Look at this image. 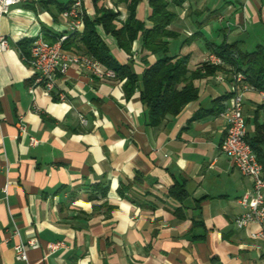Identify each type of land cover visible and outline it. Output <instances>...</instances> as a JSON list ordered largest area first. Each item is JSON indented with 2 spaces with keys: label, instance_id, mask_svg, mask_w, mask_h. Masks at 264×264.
Returning a JSON list of instances; mask_svg holds the SVG:
<instances>
[{
  "label": "crops",
  "instance_id": "0c3cea01",
  "mask_svg": "<svg viewBox=\"0 0 264 264\" xmlns=\"http://www.w3.org/2000/svg\"><path fill=\"white\" fill-rule=\"evenodd\" d=\"M68 2L21 0L0 18L10 47L0 54V264H256L262 242L250 234L257 226L234 223L252 180L219 149L233 93L228 68L201 71L192 81L197 99L151 127L141 77L158 56L144 53L140 33L128 54L96 26L114 60L137 75L131 96L123 81L73 64L52 91L38 87L33 97V73L23 58L39 36L51 44L69 35L61 16ZM210 2L187 0L169 26L178 36L168 55L187 56L191 72L213 45L264 47V0ZM100 7L118 13L117 27L127 19L124 0H83L89 19ZM149 13L148 0H141L135 17L146 27ZM83 31L82 22L77 35ZM172 42L178 49L170 53ZM241 94L253 137L264 125L260 92L250 86ZM29 239L38 247L27 249V262L16 261L14 246ZM48 243L62 244L52 251Z\"/></svg>",
  "mask_w": 264,
  "mask_h": 264
},
{
  "label": "trees",
  "instance_id": "16d2710c",
  "mask_svg": "<svg viewBox=\"0 0 264 264\" xmlns=\"http://www.w3.org/2000/svg\"><path fill=\"white\" fill-rule=\"evenodd\" d=\"M97 1V0H95ZM141 0H124L127 6V19L119 27L116 25L117 12L100 7L96 9L94 19L84 16V31L82 35L69 34L62 43V48L68 51L85 54L100 62L105 70H111L115 79L123 81V90L128 98L138 86V77L129 64L120 65L111 56L109 48L96 32V26H101L105 34L111 35L119 48L130 54L131 45L141 34L144 53L158 56V59L148 66L141 77L140 100L148 111V123L151 127L159 126L169 117H175L182 108L197 99L198 92L192 81L204 74H211L220 67L201 64L194 71L187 68L188 57L169 56V42L178 34L170 31L169 26L176 14L171 7L179 8L187 0H148L150 13L149 27L139 22L135 17V8ZM67 8L61 10V13ZM212 53L219 56L225 66H233L241 72L245 81L255 90L264 92V47L257 46L251 52L241 51L236 43L213 45ZM236 53L237 59L232 60L231 54ZM258 162L262 165L264 176V125L258 126L253 137L246 136ZM171 194L179 199L185 196L183 189H172Z\"/></svg>",
  "mask_w": 264,
  "mask_h": 264
},
{
  "label": "built area",
  "instance_id": "2783aa9c",
  "mask_svg": "<svg viewBox=\"0 0 264 264\" xmlns=\"http://www.w3.org/2000/svg\"><path fill=\"white\" fill-rule=\"evenodd\" d=\"M21 0H0V18L7 15L11 7L19 4ZM63 19L67 21L69 34H76L80 31L83 18L85 16L83 0H69L67 8L61 13ZM223 21V17H218ZM68 35H63L55 43H47L40 36L32 41L29 47L28 57L23 58L33 73L32 82L28 87V92L34 97L35 90L41 87L46 92L54 88V81L58 75L66 74L69 67L77 64L85 68L93 77L99 79L114 78L115 74L111 70L102 68L99 61L93 57L68 51L62 48V43ZM10 49L7 38L0 33V54ZM231 59L236 60L237 54H231ZM205 66L223 67L225 62L216 54L209 53L202 62ZM233 83V93L230 97L229 106L225 108L222 116L226 119L227 126L220 143V152L225 155L232 167L237 169L243 176L251 178L252 187L246 191L239 199L238 204L244 212L239 215L234 223L238 229H243L250 224H255L257 230L250 234V237L262 242L260 246V256L256 264H264V176L262 165L258 162L250 145L246 141L247 128L246 119L242 112V94L244 89L250 87L245 81V77L233 66H228ZM262 114L264 118V92H260ZM64 97L61 95V99ZM19 135L25 134L26 127L19 125ZM37 141L30 138V144ZM7 187L2 191L6 192ZM62 243H48L50 250H55ZM38 247L36 239H29L25 244L14 246L15 260L27 262V249Z\"/></svg>",
  "mask_w": 264,
  "mask_h": 264
},
{
  "label": "rangeland",
  "instance_id": "374dc122",
  "mask_svg": "<svg viewBox=\"0 0 264 264\" xmlns=\"http://www.w3.org/2000/svg\"><path fill=\"white\" fill-rule=\"evenodd\" d=\"M218 1L220 2V4L223 3V0H211L210 5H211V6H214V4L217 3ZM171 8L173 9L174 12H175V9H176V10H179V8H174V7H171ZM175 14H176V13H175ZM197 19H198V17H197ZM197 19H196V20H197ZM175 42H176V41H175ZM175 42H172L171 45H170V53H171V52H174V51H176V50L178 49V48L175 47Z\"/></svg>",
  "mask_w": 264,
  "mask_h": 264
}]
</instances>
